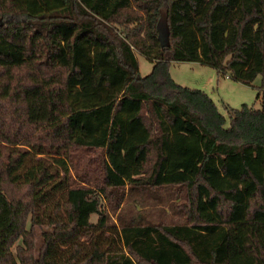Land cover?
<instances>
[{"label": "trees", "instance_id": "16d2710c", "mask_svg": "<svg viewBox=\"0 0 264 264\" xmlns=\"http://www.w3.org/2000/svg\"><path fill=\"white\" fill-rule=\"evenodd\" d=\"M0 264H264V0H0Z\"/></svg>", "mask_w": 264, "mask_h": 264}, {"label": "rangeland", "instance_id": "374dc122", "mask_svg": "<svg viewBox=\"0 0 264 264\" xmlns=\"http://www.w3.org/2000/svg\"><path fill=\"white\" fill-rule=\"evenodd\" d=\"M159 26L162 29L165 27L163 19ZM137 60L140 76L148 75L151 72L152 63L141 54L137 55ZM170 75L177 84L198 89L206 93L213 100L218 111L226 118V125L229 123L226 107L237 109L242 104L252 106L255 109L261 107V99H256V88L260 85L259 77L254 81L252 86H246L228 78L218 76L213 68L195 62H173L170 66ZM179 202V200L174 201L175 204ZM125 203L113 208L107 203L111 220L117 222V218L123 211ZM164 219L166 221H174L176 216L172 215L170 210L166 208ZM91 220L95 222L97 216L93 215Z\"/></svg>", "mask_w": 264, "mask_h": 264}]
</instances>
